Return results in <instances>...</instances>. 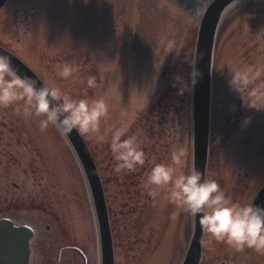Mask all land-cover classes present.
Wrapping results in <instances>:
<instances>
[{"label":"rangeland","instance_id":"rangeland-1","mask_svg":"<svg viewBox=\"0 0 264 264\" xmlns=\"http://www.w3.org/2000/svg\"><path fill=\"white\" fill-rule=\"evenodd\" d=\"M71 1L28 2V6L32 3L35 8L32 14L35 19L28 34L18 19L26 0L7 2L0 10V44L13 51L45 84L60 87L76 99L105 98L109 112L101 120L99 132L82 135L88 145L95 138L106 136L107 129L115 124L113 114L120 121L130 113L122 107L126 83L130 84V80L126 81L127 69H123L125 57L132 75L131 90L138 99L147 96L165 65L167 74L157 95V110L149 129L160 140L157 144L159 161H163L160 163H170L171 152L183 147L187 153L183 169L188 171L192 69L188 59L193 56L199 18L211 0H162L182 10L183 18L187 19L190 14L183 37L184 40L189 33L186 43L176 48L170 35L179 21L170 15H157L158 0H88L90 19L94 23L92 42L81 46L83 41L57 29L55 13ZM80 3L85 2L80 0ZM27 10L31 12L28 7ZM128 18L137 27L130 44L133 49L130 57L123 51L129 37ZM141 20L154 28L147 33L142 29L144 21ZM215 42L206 179L215 180L233 202L247 205L264 186V112L247 109L230 88L229 80L230 72L243 65L264 64V3L247 0L228 8ZM75 48H83L84 54ZM64 64L77 69L67 79L58 75V66ZM142 67L150 76L141 78L139 73L132 72L133 68L141 71ZM89 77L96 78L94 88L87 86ZM176 77H181L189 86L183 95H178L181 85L176 83ZM23 109V101L0 108V217L14 213L43 216L46 225L59 235L62 245H73L83 252L85 263L80 256L71 254L73 264H99L93 212L74 155L55 126L41 131L40 118H25ZM249 117L251 122L245 126L243 121ZM108 172L105 169V177L109 176ZM114 176H117L114 183L107 182V190L114 223L115 264H179L190 238L191 217L168 203L163 189L159 190L150 211H144L147 201L139 216L136 204L141 208L142 202L134 196L129 200L124 195V187L117 182L119 172ZM202 244L206 256L203 264H214L218 258H225V254L235 259V264H264V253L247 247L237 250L204 233Z\"/></svg>","mask_w":264,"mask_h":264},{"label":"clouds","instance_id":"clouds-1","mask_svg":"<svg viewBox=\"0 0 264 264\" xmlns=\"http://www.w3.org/2000/svg\"><path fill=\"white\" fill-rule=\"evenodd\" d=\"M196 59L197 53L188 59L192 67V86L200 76L195 69ZM76 71V68L68 64L58 66L61 78H70ZM175 80L181 85L178 95L189 90L188 84L182 82L181 77ZM87 86L94 88L96 78L89 77ZM229 86L240 96L247 109L264 112V64L243 65L231 71ZM20 101L24 103L25 118H40L41 131L51 125L62 135L73 131L83 136L97 133L101 120L109 112L103 96L76 99L60 87L38 85L35 80L20 76L11 58L0 54V108H7ZM250 122V117L243 121L245 126ZM127 130L126 127H118L111 135L110 148L117 172L133 171L145 163V152L137 137L133 135L124 138ZM186 154L185 148H175L171 152L170 163H157L152 167L144 181L148 195L155 198L159 190L163 189L168 203L187 213L194 223L198 222L202 232L209 238L223 241L237 250L247 247L264 253V206L233 202L215 180L205 179L196 167L185 171L183 163Z\"/></svg>","mask_w":264,"mask_h":264},{"label":"flooded vegetation","instance_id":"flooded-vegetation-1","mask_svg":"<svg viewBox=\"0 0 264 264\" xmlns=\"http://www.w3.org/2000/svg\"><path fill=\"white\" fill-rule=\"evenodd\" d=\"M9 1L14 2L17 0H6L5 4ZM28 2H31V0H26L24 10L18 16L19 21H22V23L25 26L26 34H28L31 31V26L33 24L32 22L35 19L34 16L32 15L33 10L35 9L34 4L32 5L31 3L30 6H28L27 4ZM171 6L169 3H165V7L161 13L163 15H174L175 14L174 11L172 12L170 9L172 8ZM27 7L31 11L30 13L27 12L28 11ZM167 7L170 8L168 9ZM90 8L91 7L89 1L87 3L81 4L80 0H72L71 2H69L66 8L60 6L57 13H55L57 16L56 17L57 23L59 24L57 25V29H60L61 33H63V31H67L68 33L72 34L69 36L72 37L74 36L75 38H77V40L79 39L83 41L81 43V46H85L84 43H87V45L90 44V42H92L90 40V35L92 31L91 29H92V25L94 24L90 19V11H91ZM172 9H174L175 12L178 14L177 20L179 21V24L176 25L174 29H171L173 34L170 35L171 39L173 40L171 42L175 45L174 48H176V47H181L180 45L183 42L184 45L186 43V39L189 33H187V36H185L186 38L184 40L183 37L188 27L187 24L190 20V14H188L189 16L187 17V19H185L182 17L184 15L182 10H178L175 8ZM130 19L131 18H128L129 37L123 48L124 54L128 57H130L133 54V49L130 46V44L132 42L131 40L135 39V38L132 39V36L135 34L134 30L137 28L134 27L133 20L130 23ZM141 21H144L141 24L142 29L144 31L147 30L148 33L151 29H153V25L151 23H150L151 26H149V24L145 23V20H141ZM58 31L59 30H57V32ZM147 33L144 34L147 35ZM73 46H76V43ZM150 46H153V44L150 43ZM4 47L7 48L6 46ZM7 49L10 50L9 48ZM76 50H82L81 51L82 53L84 51L83 48ZM11 52L14 53L13 51ZM157 85L158 82L156 81V83L152 85V89L149 90L147 96L144 99L143 98L138 99L137 94L134 95L132 93L131 90L132 84L126 83L125 96L122 101V107L124 110L130 111V113L127 112L128 114H126V119L124 120L122 119L120 121L115 120L114 118L115 115L113 114L112 117L114 119L115 124L111 125L110 129H107L105 133L106 136H104L103 139L95 138L91 142V144L89 142V150L91 152L94 163L97 167L100 180L104 188L108 215H109V222L113 237V243H114V234H113L114 223H113L110 200H109L110 194H108V190H107L108 188L107 182L114 183L115 177H117L114 176V173L117 172L115 170L116 162L113 158V154L110 148L112 131H114L116 128L122 126L126 127L128 130L124 138H126L127 136L135 135L145 152V163L143 166H137L133 171L123 170L119 172V178L117 182L121 183L122 186L124 187L123 190L124 195L126 193V197L129 198V200L134 196L136 201L142 202L141 208L136 204L137 210L139 211L138 213L139 216H142L144 203H147V201H149L148 205L146 206V209H144V211L148 213L156 202V201L154 202V200H156L159 196L158 195L155 198L149 196L147 189H145L144 187V181L147 178V173L151 171L152 167L155 164L163 162V161H159L161 157L159 155V149L157 148L158 146L157 144H159L158 142H160V140L159 138H157V134L153 133V131L149 129L150 126L149 122L152 119L154 120V114L157 110L155 103L158 102L157 95L160 90L159 89L157 92L154 91ZM114 104L116 105V103ZM103 162H104V166H103ZM105 164L107 165V167L105 166ZM102 166L105 168H103ZM105 169H109L108 177H105L104 175ZM10 217L15 225L27 226L32 230V237L29 242L28 264H73L72 255H76L78 257L80 256V252L78 251V248L74 247L73 245L65 246L61 244L59 235L54 233L51 227L46 225L45 223L46 221L43 220V216L30 214V213L29 214L14 213L11 214ZM143 217L146 219L147 215L144 213ZM201 248H202V257L199 264H203L206 258L203 244L201 245ZM226 248L227 246L224 247V249ZM64 252L65 254H63ZM67 253L70 254L67 255ZM225 258H222L221 260L220 258H218L216 263L214 264H235L234 261L235 259L231 257L228 258L227 254H225Z\"/></svg>","mask_w":264,"mask_h":264},{"label":"water","instance_id":"water-1","mask_svg":"<svg viewBox=\"0 0 264 264\" xmlns=\"http://www.w3.org/2000/svg\"><path fill=\"white\" fill-rule=\"evenodd\" d=\"M5 0H0V8ZM243 0H212L203 11L196 34L194 52L197 53L195 69L200 73L192 86L191 78V168L196 167L205 178L208 159L212 58L216 30L224 11L234 3ZM264 2V0H259ZM0 54L9 56L13 66L22 77L43 82L17 57L0 47ZM202 54V55H201ZM166 71L161 75L164 78ZM83 175L95 220L99 264H114V252L109 227L105 197L100 178L91 154L80 134L73 131L63 135ZM253 205L264 206V187L255 196ZM202 230L192 220L189 243L181 264H199L201 259ZM32 230L17 226L6 217L0 218V264H28L29 242Z\"/></svg>","mask_w":264,"mask_h":264},{"label":"trees","instance_id":"trees-1","mask_svg":"<svg viewBox=\"0 0 264 264\" xmlns=\"http://www.w3.org/2000/svg\"><path fill=\"white\" fill-rule=\"evenodd\" d=\"M140 62H141V60H140ZM138 65V64H137ZM156 65V64H155ZM128 72V73H127ZM132 72H134L135 74H137V73H139L140 75H141V78L142 77H148V76H150V74H148L147 72H145V68H141V71H139V69L138 68H134L133 69V71ZM126 73H127V80H132V75H131V71L129 70L128 71V69L126 70ZM129 75H130V77H129ZM134 75V74H133ZM135 77V75L133 76V78Z\"/></svg>","mask_w":264,"mask_h":264},{"label":"bare ground","instance_id":"bare-ground-1","mask_svg":"<svg viewBox=\"0 0 264 264\" xmlns=\"http://www.w3.org/2000/svg\"><path fill=\"white\" fill-rule=\"evenodd\" d=\"M174 2H178V0H173Z\"/></svg>","mask_w":264,"mask_h":264}]
</instances>
